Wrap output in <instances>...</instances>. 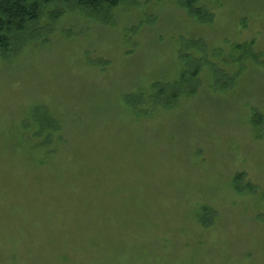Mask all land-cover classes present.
I'll return each mask as SVG.
<instances>
[{"label":"rangeland","instance_id":"1","mask_svg":"<svg viewBox=\"0 0 264 264\" xmlns=\"http://www.w3.org/2000/svg\"><path fill=\"white\" fill-rule=\"evenodd\" d=\"M135 2L114 27L47 9L46 38L0 57V264H264V68L224 62L239 44L264 55V0H200L212 25L180 0ZM181 38L237 78L219 89L204 67L166 110L148 97L192 67Z\"/></svg>","mask_w":264,"mask_h":264},{"label":"trees","instance_id":"2","mask_svg":"<svg viewBox=\"0 0 264 264\" xmlns=\"http://www.w3.org/2000/svg\"><path fill=\"white\" fill-rule=\"evenodd\" d=\"M135 1L138 2L139 0H0V57L5 61H9L22 51L24 41H27L26 45H35L46 38L39 26L47 9H50L49 16L53 23L59 21L70 11L80 12L88 19L114 27L116 24L115 10L126 5L136 7L138 3ZM144 1L148 2L150 0ZM213 1L219 2V0ZM199 4L200 0H180L178 5L200 24L212 25L216 15L204 7H200ZM50 33L52 32L50 31ZM180 43V59L191 64L192 67L182 72L179 79L174 83L157 82L152 84L148 100L151 104L162 109L172 110L177 107L180 100L196 96L200 88V76L204 67H207L211 72L215 78V86L219 89L232 83H227V79L230 81L236 80L241 75L245 69L244 62L246 61H251L255 65L264 68V55L255 51V42L234 46V51L241 55L236 62L232 56L229 61L224 58L226 64H230L232 61L241 65L240 73L235 78L229 75L221 77L218 65L207 59L208 46L204 40L181 38ZM189 52L200 54L201 57L195 58L192 54H188ZM224 54L225 52L222 49L214 52V56L218 58L224 57ZM225 78L227 79L225 80ZM123 102L134 112L141 111L143 106L148 103L144 94L124 95ZM36 114L35 117L42 127L52 125L50 121L47 122L41 119L42 113L37 112ZM263 121L264 116L254 111V126L259 127L263 124ZM44 129L51 130V128ZM244 178L245 174H238L235 178L238 191H240L239 183L243 182ZM249 188L252 189L253 186L249 184Z\"/></svg>","mask_w":264,"mask_h":264}]
</instances>
